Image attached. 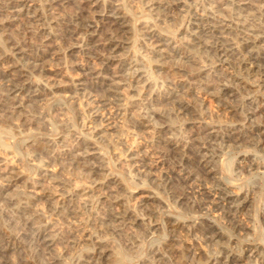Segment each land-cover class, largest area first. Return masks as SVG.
Wrapping results in <instances>:
<instances>
[{"label":"bare ground","instance_id":"1","mask_svg":"<svg viewBox=\"0 0 264 264\" xmlns=\"http://www.w3.org/2000/svg\"><path fill=\"white\" fill-rule=\"evenodd\" d=\"M127 1L0 0V79L2 80V82L0 80V108L5 110L4 122L17 128L22 125L27 126L30 132H38L33 128L38 122L37 119L30 117L27 111L37 100L59 88L52 76L48 75L50 70H47L52 56L51 41L54 36L52 31L58 27L63 33V38H59L70 44L67 43L68 51L74 54L78 50L86 54L85 58L89 59L88 61L85 59V63L76 66L80 71V79L72 83L75 92L84 91L82 92L83 101L80 97V102L89 116L88 121H91L94 126L88 137L84 135L85 133L78 134L76 145L63 155L72 166L86 173L93 184L89 188L90 191H97L101 197L107 199L110 195L108 189L112 185L121 190L120 192L126 190L123 181L105 176L106 158L99 151L95 141L97 137L107 134L115 118L137 119L138 127L151 128L157 138L163 139L165 150L159 149V155L156 156L147 151L134 154L132 161L135 173L137 172L140 177L149 178L151 182L160 181L163 189L170 191L175 204H189L196 214L205 213L206 216L208 213L217 214L220 219L235 225L237 214L248 203V199L234 190L232 182L216 177L218 175L216 160L221 153H219L220 146L237 141L241 138L243 131L233 123V125L221 127L208 122L205 119L210 113L200 108L195 111L199 118L192 136L185 144L179 145L177 141L174 143L173 138L171 139L170 135L174 130L171 121L173 116L177 117L192 111V105L185 103L181 98H186L187 101L194 92L208 95L218 102V115L223 118L234 113L235 110L230 105L231 98H236L242 93L248 96L242 104L243 112L246 111L244 118L250 121L264 114V95H254L264 88V0H194L192 3H189V0H136L142 5L141 8L147 16L159 18L163 14L179 12L186 20L184 30L189 39L182 45H178L180 42L177 44L171 37L155 29L150 20L144 22L141 28L139 27V31L148 34L152 51L155 55H159L161 60L180 56V59H185L187 62H195L198 56L191 54L192 51L200 52L195 49L196 46L203 50V57L207 53L206 55L212 58L206 60L209 64H205L203 69L192 72L195 79L194 85L197 86L195 89L193 84L180 82V85L173 86L162 95L161 104H170L171 111L159 107L158 99L154 96L142 98L143 94L150 89L143 70L144 61L135 58L133 53L132 56L120 54L126 51L129 45L125 35L132 31L131 18L134 17L124 4ZM203 6L208 9L202 10L201 13L199 11ZM92 60L98 64L93 63ZM114 65L116 70L112 76H107L106 79L99 76L101 72L110 71ZM32 73H39L41 76L44 73L45 79L37 85L32 84L29 81ZM88 87L94 89L96 94L90 90L87 91ZM122 90L128 92L127 97L122 95ZM151 95H153L152 92ZM135 97L142 98L140 106L143 110L140 109L138 112L133 111L131 109L133 105L130 106L128 103V98ZM254 131L259 137V145H264V124L262 126L260 124ZM47 142L48 139L43 137L32 145ZM169 155L178 156L171 167H169L171 164H168ZM2 158L0 155V176L6 184L0 187V200L9 198L7 194L9 190L24 179L22 178L24 173L19 168L14 165L5 166ZM255 163L257 165V161ZM158 170H160L159 176L156 175ZM47 173L49 176L56 177L54 171L47 170ZM175 179L189 191H195L200 201L191 203L188 196H177L173 191ZM65 186L57 181L53 185L52 193L49 194L52 196L57 194L63 199L61 202L56 200L54 204H51L53 200L49 201L52 206L50 208L60 213L59 215L66 214L63 206L74 202L73 194L65 196ZM157 199L150 196L140 205L147 215L146 219L153 217L155 212L152 203ZM9 201L13 206V217L17 220L15 224L24 231L14 234L16 232L9 231L8 226L7 228L0 226V264H127L123 257L120 256L118 259L113 256L100 243L69 262L66 256L68 248L77 247L83 243L84 245L93 243L89 230L86 231L72 224L69 227L68 236L60 238L59 233L53 230L50 221L41 211L42 209L34 205L38 201L36 193H30L23 199L10 198ZM111 205L119 206L120 202L113 197ZM73 213L75 214L74 209ZM145 217L143 219L127 211H119L116 215L117 220L122 223L129 220L132 225L147 221ZM200 220L187 225L181 220H173L167 216L166 226L171 235L170 243L162 251L155 252V261L169 256L173 264H236L241 258L224 252V254L220 253V257L214 259V262L203 263L206 256L203 244L210 246L212 243H217L223 234L216 224L205 218ZM179 231L184 232L187 237L196 236L197 239L192 243L188 242L189 239L184 243L182 250L177 249L171 243L176 242L174 234H178ZM28 235H33L35 243L37 242L36 247L27 243ZM59 243L65 244V251L57 249ZM247 251L251 253L250 258L264 261V248L255 247ZM12 254L16 255L14 260L11 258ZM45 256L50 257V262L43 261L46 260Z\"/></svg>","mask_w":264,"mask_h":264},{"label":"rangeland","instance_id":"2","mask_svg":"<svg viewBox=\"0 0 264 264\" xmlns=\"http://www.w3.org/2000/svg\"><path fill=\"white\" fill-rule=\"evenodd\" d=\"M192 1L194 0H189L188 2L192 3ZM124 4L134 17L131 18L132 31L125 35V38H127L125 40L128 41L127 43L129 45L127 50L120 52V54L122 53L123 55L124 53V55L127 54L132 56L133 53L135 58L144 61L143 70L145 71L151 90L149 89L146 94H143L142 98L154 96L158 99L159 107H164V109L171 111L172 106L170 104H163L164 106L161 104L162 95L166 94L173 86H177V84L180 85L182 82L193 84V89H195L197 86L194 85L195 79L192 72L203 69V66L208 63L206 60H211L212 58L206 55L207 53H205L203 57V50L196 46L195 49L200 52H191L192 56L193 54L194 56H198H196L195 62H187L185 59H180V56L176 58L170 57V59L162 58L161 60V57L157 54L155 55L152 51V43L149 40L148 34H143L139 31L142 24L150 20L155 29H158L159 32L161 31L163 35L171 37L177 44L180 42L178 45H182L189 39L184 30L186 24L185 18L179 12L163 14L159 18L154 15V17H151L143 12L141 8L142 5L136 0H128L127 3L125 2ZM207 9L206 6H203L199 12L202 13V10L204 11ZM66 11L70 13V11L65 10V12ZM52 33L54 35L51 41L52 56L50 58L52 60L49 58L47 70L49 69L50 71L48 72L49 74H47L50 77L52 76L53 81L56 85H59V88L54 90L53 93H49L46 97L37 100V104L35 103L33 107L29 108L30 110L28 109L29 111H27L30 117L37 119L38 122L33 128L34 130H38V132H30L27 126H24V128L22 125V127L17 128L4 122L3 114H5V110L0 108V155L3 157L2 159L5 166L9 167L14 165L24 173L22 176L24 179L17 183L16 186L7 193L9 198H6L7 200H0L1 228L8 226L9 231L13 233L14 230V232H16L14 234H18V231L23 232L24 230L20 229V227L15 224L16 219L13 217L14 214L12 213L13 206L8 200H10V198H15L16 200L18 198L23 199L30 195V193H36L38 201L34 205L38 209H42L41 211H43L46 218L50 221L53 230L59 233L60 238L68 236L69 227L72 224L86 231L89 230L88 233L91 235L93 243H88V245H84L83 243L80 246L68 248L66 250V256L69 262L82 255L84 251L92 250L94 245H99L100 243L104 245L113 256L117 258L120 256L123 257L127 264H173L169 256L166 255V259L163 257L162 259L164 260L155 261V252L162 251L164 247L170 243L169 236L171 235L166 226L168 216L173 220H181L187 225L205 218L209 222L216 224L219 228L223 237L217 243L210 244V246L203 244V248L206 251L203 263L207 261L214 262V259L220 257V253L222 254L224 252L227 255L241 258L236 264H263V260L256 261L250 258L251 253L247 250H251L255 247L264 248V145L262 144L263 147L259 145V137L254 131L259 128L260 124L261 126L264 124V114H260L250 121L244 118L246 111L243 112L242 104H244V101L248 97L247 94L242 93L245 96L240 94L236 98H231L230 102L232 104L229 103L231 107L233 106V110L235 111L233 114H228L227 118H223L218 115V102L208 95L205 96L204 94L194 92L187 101L186 98H181L185 103H190L192 105V111L177 116L178 118L173 116L171 121V126L175 131L173 130V134L170 136L171 139L173 138L172 140H174V143L177 141L179 145L185 144V142L190 139V136H192L193 129H195V125H197L196 121L199 118L198 113L195 111H198L200 108H203L208 114L210 113V115H208L209 117L205 119L208 122L215 123L221 127L234 124V126L237 125V127L243 131L241 138L237 139V141H231L229 143L230 145L227 143L228 146L227 144L220 146L219 153H221L216 160V169L218 173L216 177L225 181L227 180V182L230 183L232 182L231 184L234 190L248 199V203L242 211L237 214L235 225H230L226 220L220 219L217 214L213 215L208 213L210 216L208 214L206 216L205 213L196 214L191 210V205L189 204H175V200L170 196V191L163 189L160 181L156 180L155 182H151L149 178L145 176L140 177L137 172V174L135 173L133 167L134 162L132 161V156H134V154H139L142 151L146 153L147 151L149 154L156 156L159 155L160 151L165 150L163 139L157 138L151 128L138 127L139 120L137 119H123L121 117L117 119V117L112 120L113 126L107 134L96 138L95 143L104 158H106L107 171H105V176L115 177L123 181L126 187V190L120 192L121 190L116 189V186L112 185V187L108 189L110 195L107 199H104L97 191H90L91 189L89 188H91L93 184L86 173L72 166L70 161L63 155L67 150L72 149L76 145V137L78 134L85 133L84 135L86 136L91 135V128L94 126L91 121H88L89 116L85 113L82 103L80 102L81 100L83 101L82 92L84 91H78L80 92L78 93L73 89L75 80L77 81L80 79V71H78L76 66L85 63V59H87V61L89 59L85 58L87 57L86 54L78 50L74 54L68 51V46L70 44L61 39L63 38V33L58 27H55ZM61 40L62 43L60 42ZM183 51L186 52L185 50ZM78 53L80 55H78ZM94 62L98 64V62L93 61V63ZM114 66H112L110 71L101 72V75L99 73V76L104 79L108 78L107 76H112L116 70V66ZM37 74L32 73L29 76V81L32 84L37 85L45 79L43 76L46 72L45 74L43 73L42 76ZM31 78H33L34 82H32L33 80ZM88 82L90 83V81ZM182 89L183 91L185 90L183 87ZM89 90L92 91L93 94H96V91L91 87L87 88V91ZM151 92L153 95H151ZM121 93L125 97L128 96V92L125 90H122ZM257 94L259 96L264 95V88L261 89V92L259 91L254 95ZM75 95L76 97H74ZM76 98H78L79 101ZM129 98L128 103L130 106L133 105V107H131L133 111L135 110V112H138L140 109L143 110L140 106L141 97L139 99L136 97L133 99ZM96 124H98V122ZM12 128H14V130H12ZM43 137L48 139L47 143L39 144L40 146L32 145L36 141L42 140ZM49 143L51 145H49ZM159 149L161 150L159 151ZM137 151L138 153H136ZM177 159L178 156L169 155L168 164H171L169 167L173 166ZM254 161H257V165ZM47 170L54 171L56 177L49 176ZM159 172L160 170L156 172V175L159 176ZM158 176L156 177L158 178ZM2 179L3 178L0 176V187L6 184V181ZM57 181L66 185L64 190L65 196L74 195V202L67 204L68 206L70 205L69 207L67 205L63 206L66 210L65 215H59L60 213L50 208L51 205L49 201L53 200L51 204H54L56 200L58 202L63 200L62 197H59L57 194H55V196L49 195L50 192L52 193L53 185ZM173 181V191L177 196L186 195L191 203L200 201L195 191H189L181 182L176 181V179ZM150 196L159 199L152 203V208L155 212L153 217L151 219H146L145 216L147 215L144 213L145 211H142L143 208L141 209L140 205L146 202L147 198ZM113 197L119 200L120 205H117L118 207L116 205H111ZM73 209L75 210V214L73 213ZM119 211H127L140 218L143 217V219L145 217L147 221L137 225H132L129 220L124 221L126 223H122L116 219V215ZM149 223L150 225H148ZM177 233L178 234H174V239H177L176 242L174 241L171 244L180 250H182L184 243L189 239V243L197 239L196 236L187 237L182 231ZM32 236L33 235H28L26 241H28V244L36 247L37 242L35 243L36 240ZM64 247L65 244H57L58 250L65 251ZM14 255L15 254H12V259H15L16 255ZM48 256H45L46 260H43L45 263L50 262V257Z\"/></svg>","mask_w":264,"mask_h":264}]
</instances>
